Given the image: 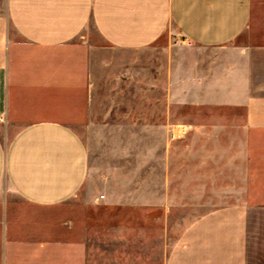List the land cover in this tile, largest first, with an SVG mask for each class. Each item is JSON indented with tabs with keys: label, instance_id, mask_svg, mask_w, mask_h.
<instances>
[{
	"label": "crops",
	"instance_id": "0c3cea01",
	"mask_svg": "<svg viewBox=\"0 0 264 264\" xmlns=\"http://www.w3.org/2000/svg\"><path fill=\"white\" fill-rule=\"evenodd\" d=\"M89 24L107 47L129 55L174 34L177 39L166 42L164 77H155V85L240 111L245 127L264 131V0H0V264L50 263L48 235L21 233L25 218H32L14 208L10 195L48 208L82 189L85 146L57 116L76 92H149L148 58L140 57L133 79L131 57L101 59L94 56L99 48L75 40L85 38ZM21 113L31 114L27 123L6 135ZM170 127L179 136L185 124ZM100 199L91 203L133 205L120 190H105ZM32 220L34 230L42 227ZM24 243L34 258L22 252ZM71 252L81 256L82 249ZM163 264H264V203L224 205L198 216Z\"/></svg>",
	"mask_w": 264,
	"mask_h": 264
},
{
	"label": "rangeland",
	"instance_id": "374dc122",
	"mask_svg": "<svg viewBox=\"0 0 264 264\" xmlns=\"http://www.w3.org/2000/svg\"><path fill=\"white\" fill-rule=\"evenodd\" d=\"M82 34L85 38L75 40L99 48L93 49L98 50L94 56L131 57L133 79L138 80L140 57H147L149 92H76L67 111L57 114L85 146L88 172L82 189L68 202L48 208L10 195L23 216L43 224L34 230L32 219L25 218L21 233L48 235L49 264H163L198 216L224 205L264 203V131L245 127L240 111L196 103L188 92H162L155 85V77H164L166 42L176 40L174 34H163L142 55L107 47L90 24ZM29 116L16 114L5 134ZM171 123L185 124L179 136L171 134ZM108 189L131 196L133 205L91 203L93 197L102 200ZM27 246L21 245L22 252L34 258ZM76 247L81 256L71 252Z\"/></svg>",
	"mask_w": 264,
	"mask_h": 264
}]
</instances>
